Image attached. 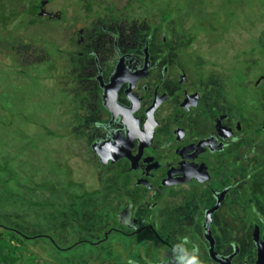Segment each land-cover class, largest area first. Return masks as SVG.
<instances>
[{
	"label": "flooded vegetation",
	"instance_id": "obj_1",
	"mask_svg": "<svg viewBox=\"0 0 264 264\" xmlns=\"http://www.w3.org/2000/svg\"><path fill=\"white\" fill-rule=\"evenodd\" d=\"M0 26L54 117L0 108L8 254L264 264V0H0Z\"/></svg>",
	"mask_w": 264,
	"mask_h": 264
},
{
	"label": "rangeland",
	"instance_id": "obj_2",
	"mask_svg": "<svg viewBox=\"0 0 264 264\" xmlns=\"http://www.w3.org/2000/svg\"><path fill=\"white\" fill-rule=\"evenodd\" d=\"M3 29L4 28L0 26V30ZM1 33L3 32L0 31V34ZM44 83H46V72L40 68L30 67L25 69L23 72H20L10 68L8 65H2L0 63V108L10 109L12 111L9 112L15 115L16 112L21 113V116L16 115L18 123V128L16 130L20 134L27 133L29 131V133H31V137L35 138L38 134H40V127L38 128L40 122L38 120H44L42 118V109H46L49 117L54 118L51 112V106L45 102L47 97L52 96L53 91L46 90L44 92L46 85ZM1 141L2 139H0V142ZM2 142L4 144L5 140ZM120 244H123L124 246L123 242H120ZM83 252V255L80 254ZM101 252L102 251L93 250L92 248H89V246L88 248L84 246L73 250L68 255L55 256L59 260L68 258L65 262L66 264H102L104 260H102V257L104 255H102ZM121 252L123 253V251ZM116 255L119 254L114 252L112 262ZM12 257L14 264H37L34 262V258L27 259L26 255L23 257L22 252Z\"/></svg>",
	"mask_w": 264,
	"mask_h": 264
},
{
	"label": "trees",
	"instance_id": "obj_3",
	"mask_svg": "<svg viewBox=\"0 0 264 264\" xmlns=\"http://www.w3.org/2000/svg\"><path fill=\"white\" fill-rule=\"evenodd\" d=\"M6 244L3 242L2 238H1V233H0V264L4 263L7 264L8 262L10 264H14L13 263V254H8L6 252ZM13 253V252H12Z\"/></svg>",
	"mask_w": 264,
	"mask_h": 264
},
{
	"label": "clouds",
	"instance_id": "obj_4",
	"mask_svg": "<svg viewBox=\"0 0 264 264\" xmlns=\"http://www.w3.org/2000/svg\"><path fill=\"white\" fill-rule=\"evenodd\" d=\"M192 264H196V261H195V259L192 261Z\"/></svg>",
	"mask_w": 264,
	"mask_h": 264
}]
</instances>
